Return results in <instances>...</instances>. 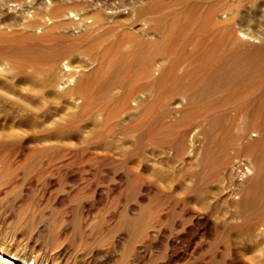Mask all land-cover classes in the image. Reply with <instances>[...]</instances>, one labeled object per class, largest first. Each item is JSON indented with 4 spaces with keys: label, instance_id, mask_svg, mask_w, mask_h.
Here are the masks:
<instances>
[{
    "label": "rangeland",
    "instance_id": "374dc122",
    "mask_svg": "<svg viewBox=\"0 0 264 264\" xmlns=\"http://www.w3.org/2000/svg\"><path fill=\"white\" fill-rule=\"evenodd\" d=\"M0 264H264V0H0Z\"/></svg>",
    "mask_w": 264,
    "mask_h": 264
},
{
    "label": "bare ground",
    "instance_id": "6f19581e",
    "mask_svg": "<svg viewBox=\"0 0 264 264\" xmlns=\"http://www.w3.org/2000/svg\"><path fill=\"white\" fill-rule=\"evenodd\" d=\"M62 71V70H61ZM60 74V73H59ZM68 74V73H67ZM75 77V76H74ZM71 81V80H70ZM70 81H69V83H70ZM62 84V83H61ZM66 85V84H65ZM59 86H61V85H59ZM4 248V247H3Z\"/></svg>",
    "mask_w": 264,
    "mask_h": 264
}]
</instances>
